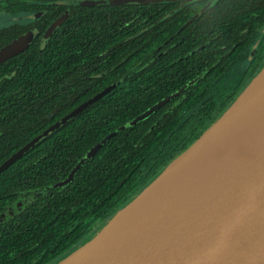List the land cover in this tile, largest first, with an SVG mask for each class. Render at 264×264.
Returning a JSON list of instances; mask_svg holds the SVG:
<instances>
[{
	"label": "trees",
	"instance_id": "trees-1",
	"mask_svg": "<svg viewBox=\"0 0 264 264\" xmlns=\"http://www.w3.org/2000/svg\"><path fill=\"white\" fill-rule=\"evenodd\" d=\"M76 1L0 0V14L31 17L27 24L0 28V47L27 30L37 33L24 51L0 63V164L119 77V56L123 57L122 74L127 77L123 85L130 90L116 87L0 172V210L19 197L28 198L23 208L0 224V264L54 263L88 240L147 184L154 169L158 174L176 154L177 145L163 141L170 118L155 124L158 118L150 116L128 125L151 99L134 96L140 85L150 84V66H141L138 72L132 68L151 57L148 52L125 47L151 45L152 29H157V43H161L165 31H175L183 20L176 15L168 18L175 21L171 26L165 25L166 20L152 25L153 16L164 11L151 13L150 4L76 6ZM64 11H68L66 19L51 36L43 37ZM212 18L214 15L208 30L218 29ZM194 25L184 31L196 30ZM141 30L145 31L126 39ZM118 41H122V50H118ZM112 46L110 56L103 55L102 51ZM122 125V130L112 133ZM201 132L188 131L184 140L190 144ZM106 135L108 140L99 145ZM93 145H98L96 153L83 161L82 156ZM78 161L80 167L72 180L54 187ZM142 166L149 173L144 174Z\"/></svg>",
	"mask_w": 264,
	"mask_h": 264
},
{
	"label": "water",
	"instance_id": "water-1",
	"mask_svg": "<svg viewBox=\"0 0 264 264\" xmlns=\"http://www.w3.org/2000/svg\"><path fill=\"white\" fill-rule=\"evenodd\" d=\"M167 1L171 0H77L74 4L139 5ZM67 15V11L59 15L46 28L43 37L51 36ZM36 34L35 29L27 30L1 46L0 63L24 51ZM115 85L113 83L86 99L25 143L0 164V172L37 142L100 100ZM247 109L251 110L250 115L238 126L231 127L225 136L228 127ZM263 121L264 64L231 104L145 188L116 210L88 240L52 264H264V131L247 150L244 148L245 139L259 129ZM219 135L218 140L223 142L214 143L215 147L202 156L201 167L176 185V190L183 188L182 196L185 197L178 199L170 213L161 221L109 247L92 249L118 214L128 209L150 187L173 174L179 164L197 149ZM96 149L88 150L83 159L92 156ZM74 169L66 181L71 179ZM190 194L196 195L187 199ZM86 254L88 256H84Z\"/></svg>",
	"mask_w": 264,
	"mask_h": 264
},
{
	"label": "flooded vegetation",
	"instance_id": "flooded-vegetation-1",
	"mask_svg": "<svg viewBox=\"0 0 264 264\" xmlns=\"http://www.w3.org/2000/svg\"><path fill=\"white\" fill-rule=\"evenodd\" d=\"M149 9L154 14L164 11L161 15L153 16L152 25L161 24V21L166 20L165 25L171 26L175 21H169L168 18L176 15L183 22L175 31H165L166 37L161 43H157V29H152L148 39L151 45L125 47L134 52H148L151 57L150 61L146 63L140 61L132 68V72H138L141 66H150V84L140 85L134 96L137 99L144 97L151 99H149L150 104L128 125H135L150 116L158 118L155 124L161 118H170V122L166 121L168 127L165 133L167 135L163 141L172 140V146L177 145V149L176 154L168 161L169 163L189 146L187 139L184 140L188 131L196 133L205 130L244 89L256 71L263 66L264 0H171L164 3H150ZM211 15H214L212 19L216 21L218 29L208 30L207 26L213 22L209 21ZM192 23H195L193 27H196V30L191 28L184 31ZM204 23L206 27L203 29ZM143 31L145 30L135 31L126 39L138 36ZM190 41L197 45H190ZM121 42H117L119 43L118 50L124 48L120 45ZM112 48L113 46L106 47L102 51L103 55L107 54L109 57ZM122 63L123 57L119 56V61L116 62L119 77L90 97L113 83H116L113 89L124 86L123 82L127 77L122 74ZM123 88L126 91L130 90L126 85ZM166 98L168 99L162 104L153 108L156 103ZM143 100L149 101L148 99ZM124 127L125 125L119 126L112 133ZM108 137L104 136L100 142L105 139L103 142L105 143ZM100 142L99 145H102L103 143L100 144ZM92 147L98 149V145ZM82 160L87 159H83L82 156ZM76 165H78L77 168H75ZM79 167L80 161L75 163L70 170L71 172L75 168L71 179L66 181L69 172L65 179L54 183V187H60L71 181ZM140 169L144 174L146 171L149 173L145 166ZM154 172L155 174L146 180L147 184L137 188L134 196L160 173L156 174V169ZM57 183L60 184L57 185ZM43 191L44 188L39 190V192ZM34 193L32 191V195ZM27 199L25 196L19 197L3 207L0 210V224L23 208Z\"/></svg>",
	"mask_w": 264,
	"mask_h": 264
},
{
	"label": "bare ground",
	"instance_id": "bare-ground-1",
	"mask_svg": "<svg viewBox=\"0 0 264 264\" xmlns=\"http://www.w3.org/2000/svg\"><path fill=\"white\" fill-rule=\"evenodd\" d=\"M250 108L251 107L248 109ZM248 109L228 127L225 136L228 134V130L231 127L238 126L242 119L250 115L249 111L251 110ZM263 131L264 121L259 126V129L253 131L245 139V150H247L250 145L263 134ZM219 137L220 135L197 149L179 164L173 174L171 173L158 184L150 187L146 192L138 197L128 207V209L118 214L112 220L113 222L111 221L112 223L98 237V240L95 242L92 249H97L100 246H102V248L109 247L110 245L117 243V241L122 238L136 234L139 231L161 221L165 215L174 209L173 207L178 199L185 197L182 196L184 194L182 193L183 188L176 190V185L181 183L180 181H184L189 178L193 172L195 173L198 167H201L203 163L202 156L215 147V145H213L214 143L223 142V140H218ZM195 195L196 194H190L186 196V198L190 199ZM84 256H88V254ZM82 257L83 256L79 257V259H82Z\"/></svg>",
	"mask_w": 264,
	"mask_h": 264
},
{
	"label": "rangeland",
	"instance_id": "rangeland-1",
	"mask_svg": "<svg viewBox=\"0 0 264 264\" xmlns=\"http://www.w3.org/2000/svg\"><path fill=\"white\" fill-rule=\"evenodd\" d=\"M30 20H31L30 15L25 14V13H19L17 15H9L6 13H1L0 14V28L7 27V26L12 25V24H19V23L20 24H27Z\"/></svg>",
	"mask_w": 264,
	"mask_h": 264
}]
</instances>
